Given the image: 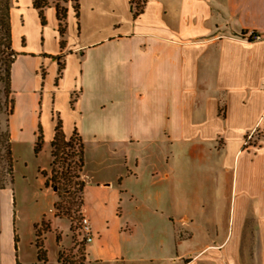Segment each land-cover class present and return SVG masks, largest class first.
<instances>
[{
	"label": "crops",
	"instance_id": "1",
	"mask_svg": "<svg viewBox=\"0 0 264 264\" xmlns=\"http://www.w3.org/2000/svg\"><path fill=\"white\" fill-rule=\"evenodd\" d=\"M139 1L137 17L132 0L66 5L76 40L66 29L57 51L44 52L53 60L44 55L35 91L41 118L54 119L45 140L59 115L67 137L93 125L108 142L142 140L146 129L155 143L186 141L200 153L122 158L113 176L85 182L82 211L94 237L83 264H264V0ZM175 14L197 24L176 28ZM250 32L262 37L245 38ZM222 195H235L234 209L216 214ZM169 221L175 241L180 227L191 231L186 238L201 231V245L169 255ZM143 233L159 237L158 250L140 246Z\"/></svg>",
	"mask_w": 264,
	"mask_h": 264
},
{
	"label": "rangeland",
	"instance_id": "2",
	"mask_svg": "<svg viewBox=\"0 0 264 264\" xmlns=\"http://www.w3.org/2000/svg\"><path fill=\"white\" fill-rule=\"evenodd\" d=\"M48 1L51 2V5L45 8L46 23L42 24L37 10L32 6V0H11L13 46L19 52L13 64L14 75L12 76L11 96L15 100V107L9 117V131L14 151V182L10 186L0 189V264H83L84 261L85 240L80 231V221L84 216L82 191L79 190L77 184L67 187L63 193H57L52 187H45L43 181L45 178L41 170L48 166L51 159L50 142H47L44 137L40 151L37 154L35 152L39 120L45 134V130L46 133L49 132L53 119L50 114L45 113L42 118L39 115L41 99L38 92L35 91L39 73L46 74L45 66L40 63L43 61L44 55H48L44 52L57 51L60 47L58 42L60 35L52 6L57 0ZM57 2L65 7L71 3L75 10L77 8V0H59ZM132 3V6H135L134 0ZM156 19L153 15L152 21H156ZM173 20L175 27L179 29L191 27L193 22L197 24L195 19L189 22L186 21L187 18L179 16V14H175ZM167 23L169 24V18ZM75 28L74 24H70L67 20L66 38L76 40L77 31ZM48 56L50 60H53L50 55ZM59 62L62 63L61 56ZM38 65L36 71L35 68ZM112 116L113 120L118 123L120 116L117 113ZM97 119L100 123L105 122L103 116H97ZM92 128L93 125L90 128H83L81 134L85 149L82 178L86 183L94 181L96 177L101 178L103 175L113 176L118 165L123 164L122 158H166V153H168L169 160L171 158L183 160L182 158H198L200 153V147L191 146L186 141L177 144L155 143L154 135H151L146 129L140 132L142 140L129 139L108 142L103 136L102 130L93 131ZM160 128L161 125L158 129L160 130ZM104 133L106 134V132ZM157 133L160 132L157 131ZM158 139L159 137L155 141ZM103 141L111 145L107 146ZM195 141L196 139L192 142ZM2 169L0 166V174ZM50 170H47L49 174ZM149 176L141 178L142 185L149 182ZM151 190L148 188L146 194ZM228 196H219L216 201L218 210L214 213L225 214L231 206L234 209L235 195ZM148 197L150 203L153 195H148ZM54 202H58L60 210H56ZM190 208L193 209L190 214L198 215L199 211L194 206ZM150 230L149 227L143 228V232ZM128 233L127 230L126 234ZM189 235H191V231L187 235L186 232H182L180 227L176 228L175 241L169 221V255L186 250L191 251L201 245V239L204 237L201 231L194 238H186ZM144 236L143 233L140 246L146 247V250L159 249L158 236H149V238H144ZM38 242L42 243L46 252L45 258L39 254ZM60 254L63 260L60 259ZM192 255L194 254L192 253ZM184 259L188 260L189 257L185 256Z\"/></svg>",
	"mask_w": 264,
	"mask_h": 264
},
{
	"label": "trees",
	"instance_id": "3",
	"mask_svg": "<svg viewBox=\"0 0 264 264\" xmlns=\"http://www.w3.org/2000/svg\"><path fill=\"white\" fill-rule=\"evenodd\" d=\"M59 1V0H57ZM55 2L56 17L58 20V32L63 37L67 29V7ZM133 2V0H132ZM133 14L137 17L143 11V4L135 1ZM33 7L37 10L42 24L46 23L45 8L51 5L48 0H33ZM133 4V3H132ZM78 10L79 4L77 0ZM61 37L60 45L63 47L65 40ZM17 52L13 46V33L11 21V0H0V189L10 186L14 182V156L12 149L11 134L9 131V117L12 115L15 107V100L12 93V68L16 60ZM59 59V55L53 56ZM63 64L59 62L58 77L61 76ZM45 76V73L42 72ZM44 141L42 125L38 123V134L35 142L36 154L40 151ZM51 172L41 170L45 187H57V193H63L72 184H77L79 190L83 191L85 181L82 178V171L85 164V149L83 139L77 128L73 130L70 137H67L62 119L56 116L55 134L51 140ZM71 157V158H70ZM3 160V161H2ZM3 163V165H2ZM56 210H60L58 202H54ZM39 240V238H38ZM39 254L46 257V252L41 242H38ZM60 259L63 260L60 254Z\"/></svg>",
	"mask_w": 264,
	"mask_h": 264
},
{
	"label": "built area",
	"instance_id": "4",
	"mask_svg": "<svg viewBox=\"0 0 264 264\" xmlns=\"http://www.w3.org/2000/svg\"><path fill=\"white\" fill-rule=\"evenodd\" d=\"M261 37L262 35L256 32H250L249 34H247V36H245V38H248V39H259ZM80 231L83 234V239L85 240V242H90L93 240L94 236H93L92 227H91L89 219L85 215L80 221Z\"/></svg>",
	"mask_w": 264,
	"mask_h": 264
},
{
	"label": "bare ground",
	"instance_id": "5",
	"mask_svg": "<svg viewBox=\"0 0 264 264\" xmlns=\"http://www.w3.org/2000/svg\"><path fill=\"white\" fill-rule=\"evenodd\" d=\"M14 75V67L12 68V76Z\"/></svg>",
	"mask_w": 264,
	"mask_h": 264
},
{
	"label": "water",
	"instance_id": "6",
	"mask_svg": "<svg viewBox=\"0 0 264 264\" xmlns=\"http://www.w3.org/2000/svg\"><path fill=\"white\" fill-rule=\"evenodd\" d=\"M53 189H54V190H57V187H54Z\"/></svg>",
	"mask_w": 264,
	"mask_h": 264
}]
</instances>
